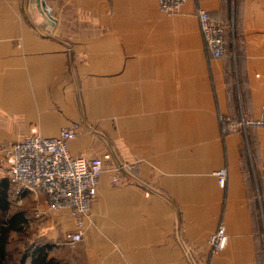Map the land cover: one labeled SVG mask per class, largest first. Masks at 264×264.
Masks as SVG:
<instances>
[{
	"label": "crops",
	"instance_id": "0c3cea01",
	"mask_svg": "<svg viewBox=\"0 0 264 264\" xmlns=\"http://www.w3.org/2000/svg\"><path fill=\"white\" fill-rule=\"evenodd\" d=\"M198 9L226 27L220 59ZM263 109L264 0H188L172 16L156 0H0V149L76 124L72 156H111L78 243L68 212L24 192L25 241L56 264H264V129L218 123Z\"/></svg>",
	"mask_w": 264,
	"mask_h": 264
},
{
	"label": "built area",
	"instance_id": "2783aa9c",
	"mask_svg": "<svg viewBox=\"0 0 264 264\" xmlns=\"http://www.w3.org/2000/svg\"><path fill=\"white\" fill-rule=\"evenodd\" d=\"M188 0H156L159 13L172 16L177 14ZM199 31L205 47L214 59L225 54L226 27L210 19L202 9L196 11ZM220 132L227 134L238 131L245 134L248 129H264V109L257 119L240 116L237 121L219 116ZM79 126L63 129L57 137L44 138L37 131L21 141L0 149L1 162L5 165L7 179L14 194L34 192L41 195L48 211H66L75 222L76 230L65 235V243L81 241V227L88 216L96 197L98 179L111 162L110 154L100 158L85 159L74 157L68 151V142L77 137ZM112 183H118V173L123 167H115ZM217 183L224 187L226 170L216 173ZM264 238V232H263ZM227 236L223 225H219L207 244L212 255L224 250Z\"/></svg>",
	"mask_w": 264,
	"mask_h": 264
},
{
	"label": "trees",
	"instance_id": "16d2710c",
	"mask_svg": "<svg viewBox=\"0 0 264 264\" xmlns=\"http://www.w3.org/2000/svg\"><path fill=\"white\" fill-rule=\"evenodd\" d=\"M226 40V34H225ZM11 186L8 179L0 180V264H56L48 256L50 246H27L12 258L9 254V245L13 234L23 233L25 219L22 213L8 215V192Z\"/></svg>",
	"mask_w": 264,
	"mask_h": 264
},
{
	"label": "rangeland",
	"instance_id": "374dc122",
	"mask_svg": "<svg viewBox=\"0 0 264 264\" xmlns=\"http://www.w3.org/2000/svg\"><path fill=\"white\" fill-rule=\"evenodd\" d=\"M0 180L1 179H7V171L6 167L2 165L0 168ZM30 198L26 197L24 193H21L20 195L14 194V190L12 186L9 187V192H8V203H9V209H8V215L18 213L21 209L23 210V218L24 215H28L30 212L29 210L31 209V204H30ZM38 200L34 199V204L35 206H39L43 204V199L37 198ZM21 210V211H22ZM31 230L29 226L23 230V233L20 234H13L11 237V243L9 245V254L11 255L12 258L17 257L18 253L23 251L28 246V240H31ZM20 238L23 239V243H20ZM27 242H26V241Z\"/></svg>",
	"mask_w": 264,
	"mask_h": 264
}]
</instances>
